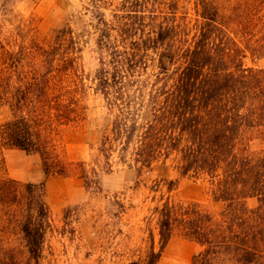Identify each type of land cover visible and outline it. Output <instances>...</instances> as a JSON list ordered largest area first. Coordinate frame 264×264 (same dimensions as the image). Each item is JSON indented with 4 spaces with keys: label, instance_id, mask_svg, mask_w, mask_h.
Masks as SVG:
<instances>
[{
    "label": "trees",
    "instance_id": "1",
    "mask_svg": "<svg viewBox=\"0 0 264 264\" xmlns=\"http://www.w3.org/2000/svg\"><path fill=\"white\" fill-rule=\"evenodd\" d=\"M188 1L89 0L94 89L112 115L98 162L70 158L63 143L86 120V29L74 15L48 40L0 29V109L9 113L0 122V264L41 258L48 179L79 177L101 193L116 164L140 178L173 155L181 177L204 179L216 208L164 199L159 249L152 235L145 264L175 236L197 245L191 264H264V0ZM8 149L40 158L44 179L25 184L29 202L8 174ZM13 223L24 252L8 237Z\"/></svg>",
    "mask_w": 264,
    "mask_h": 264
},
{
    "label": "rangeland",
    "instance_id": "2",
    "mask_svg": "<svg viewBox=\"0 0 264 264\" xmlns=\"http://www.w3.org/2000/svg\"><path fill=\"white\" fill-rule=\"evenodd\" d=\"M88 8L89 0H0V29L7 36L12 32L22 34V39L27 41L33 36L48 40L52 30L73 15L76 30L86 29L81 59L87 88L86 120L79 128L67 131L63 143L70 158L98 162L101 157L97 149L112 115L94 89L99 61L96 33L89 24L92 17ZM8 116V109L1 108L0 122ZM2 156L9 176L19 181L23 202H29L25 184L44 179L39 156L17 149L4 150ZM178 165V156L173 155L168 161L157 164L152 172L137 178L133 169L116 164L112 172L102 174L101 193L87 191L79 177L51 178V181L61 179L63 182L53 184L51 192L46 183L50 219L42 256L35 264H145L152 235L155 249H159L157 207L164 199L198 201L213 206L204 179L181 177ZM156 181L161 184L158 190H154ZM169 181L177 185L172 191L168 190ZM63 190L67 192L65 197L60 196ZM114 200L122 204H113ZM8 230V237L24 252L16 224H9ZM173 243H180L187 249L194 242L175 236L169 242ZM197 248L193 245L192 252ZM182 254L172 251L167 255L165 249L157 264H189Z\"/></svg>",
    "mask_w": 264,
    "mask_h": 264
},
{
    "label": "crops",
    "instance_id": "3",
    "mask_svg": "<svg viewBox=\"0 0 264 264\" xmlns=\"http://www.w3.org/2000/svg\"><path fill=\"white\" fill-rule=\"evenodd\" d=\"M43 175V174H42ZM47 188L48 191L51 192V187L53 184H60L63 182V180L61 179H54L53 181H51L50 179L47 181ZM66 190L61 191V197H65L66 196ZM62 199V198H60ZM192 245H188V248L186 249L185 247H183L180 243H173V244H169L166 247L167 250V255L170 254L172 251H176L178 253H183L182 255L184 256V258L187 259L188 263L191 264V259L193 256V252H192V246L196 245L195 243H191ZM187 253V255L185 254Z\"/></svg>",
    "mask_w": 264,
    "mask_h": 264
}]
</instances>
